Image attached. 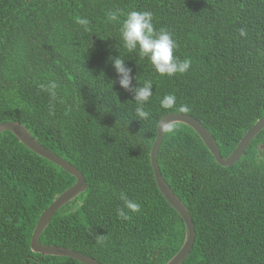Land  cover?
I'll list each match as a JSON object with an SVG mask.
<instances>
[{
  "label": "trees",
  "instance_id": "obj_1",
  "mask_svg": "<svg viewBox=\"0 0 264 264\" xmlns=\"http://www.w3.org/2000/svg\"><path fill=\"white\" fill-rule=\"evenodd\" d=\"M132 10L151 12L155 30L172 33L174 55L192 62L187 73L161 77L124 47L120 28ZM110 12L118 21H109ZM118 56L132 69L133 86L153 85L148 119L136 116L130 92L111 83L109 57ZM50 82L58 85L55 98L41 88ZM168 94L176 105L164 109ZM170 113L202 122L224 158L264 118V0H0V124L22 123L88 184L55 215L43 244L102 264H166L180 251L186 227L151 164L158 124ZM169 129L159 166L196 226L184 264H264V131L224 168L193 129ZM75 183L13 133L0 136V264H82L31 249L41 215ZM121 192L141 206L126 221L118 217Z\"/></svg>",
  "mask_w": 264,
  "mask_h": 264
},
{
  "label": "water",
  "instance_id": "obj_2",
  "mask_svg": "<svg viewBox=\"0 0 264 264\" xmlns=\"http://www.w3.org/2000/svg\"><path fill=\"white\" fill-rule=\"evenodd\" d=\"M174 124L186 125L193 129L201 137L207 149L215 157L217 163L224 168H231L241 161L254 140L264 131V118L259 120L253 128L250 129V131L240 141L237 148L227 158L222 156L220 147L209 129L196 118L180 113H170L164 116L159 122L157 127V137L151 150V164L154 171V177L161 194L169 205L178 212L186 227V236L182 248L166 264H184L194 248L196 241V226L190 210L173 191L163 176L159 166V153L167 131L165 130V126L169 128ZM7 131L13 133L29 150L55 164L76 179V183L58 196V198L41 215L32 236V251L36 254L42 255L43 257H67L77 260L82 264H102L93 257L75 251L71 248L46 245L41 242L43 233L46 231L55 215L70 203L75 202L87 191L88 184L84 174L75 165L42 145L22 123L17 121L1 123L0 136Z\"/></svg>",
  "mask_w": 264,
  "mask_h": 264
},
{
  "label": "clouds",
  "instance_id": "obj_3",
  "mask_svg": "<svg viewBox=\"0 0 264 264\" xmlns=\"http://www.w3.org/2000/svg\"><path fill=\"white\" fill-rule=\"evenodd\" d=\"M108 19L110 22L118 21L119 15L116 12H110ZM152 21L153 15L151 12L137 10L127 12L120 28L124 47L129 52L138 50L141 58H148L155 71L161 77H172L177 74L182 75L187 73L191 67V60H181L174 55L175 50L178 48V43L173 38L172 33L163 28L156 31ZM78 23L86 26L89 21L87 19H80ZM240 35L242 37L245 36V30L241 29ZM109 61L117 77L116 81L111 82L112 85L118 82L120 88L130 92L134 98V103L137 105L135 109L136 116L141 120L148 119L150 114L145 110L144 106L153 95L151 81H146L142 85L137 83L136 86H133L134 77L132 76V69L126 66L125 60L118 56L116 58L109 57ZM57 87L56 82H50L46 87L41 85V88L49 92L53 98L57 95ZM176 100L177 98L174 94L165 95L161 100V107L171 109L176 105ZM188 110L187 105H181L179 108L181 112ZM165 130L170 129L165 126ZM120 199L124 203V208L118 210V217L121 220H129V213H138L140 211V204L131 200L125 193H120Z\"/></svg>",
  "mask_w": 264,
  "mask_h": 264
}]
</instances>
